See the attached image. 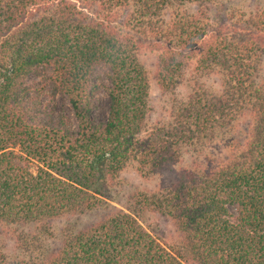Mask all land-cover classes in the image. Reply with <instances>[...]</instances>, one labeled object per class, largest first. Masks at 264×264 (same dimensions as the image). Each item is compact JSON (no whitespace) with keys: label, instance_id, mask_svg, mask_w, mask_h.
I'll return each instance as SVG.
<instances>
[{"label":"trees","instance_id":"obj_1","mask_svg":"<svg viewBox=\"0 0 264 264\" xmlns=\"http://www.w3.org/2000/svg\"><path fill=\"white\" fill-rule=\"evenodd\" d=\"M227 1L0 0V264H264V7Z\"/></svg>","mask_w":264,"mask_h":264},{"label":"rangeland","instance_id":"obj_2","mask_svg":"<svg viewBox=\"0 0 264 264\" xmlns=\"http://www.w3.org/2000/svg\"><path fill=\"white\" fill-rule=\"evenodd\" d=\"M228 4L234 7H240L244 10H251L258 6L264 7V0H228ZM194 9V8H192ZM216 13V10H212V15ZM142 60L150 70L151 74L154 75V56L150 53H143ZM40 78L37 76H31L26 80V83L31 86L40 85ZM106 84L109 85V82L106 81ZM210 84L213 86V83L210 81ZM189 91V85L183 84L182 86L177 89V96H184ZM151 93L153 98V105H154V113L153 118L159 119L164 115V110L168 107L170 100L172 99L171 95H163L159 90L155 81L152 82L151 86ZM41 99L44 103H48L50 101V95L48 93L47 88L42 89L41 91ZM56 106L59 111H63L67 113L70 117L72 122L75 124V119L73 117V113L69 103L62 99L61 97H57L56 99ZM110 111V98L104 89L98 90L94 96V116L95 119L99 122H104L107 120ZM170 177V173L168 171L162 172V174H157L150 179H145L139 176L136 172L132 169L126 171L122 177L121 183V191L123 194H131L136 190H151L159 186L162 181L168 179ZM233 214H236L235 207L231 208ZM96 216L88 215V216H81L80 218H73L72 220L77 221L79 226H85L96 220ZM67 220L60 219L54 222V225L57 228L65 225ZM143 225L153 232L159 239L162 241L170 244L177 239L176 231L169 221L168 218L161 216L159 214L151 213L146 215L142 218Z\"/></svg>","mask_w":264,"mask_h":264}]
</instances>
